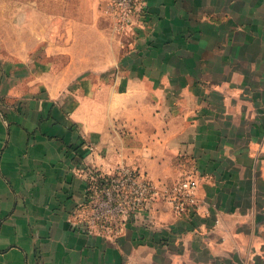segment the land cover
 I'll return each instance as SVG.
<instances>
[{
  "label": "crops",
  "instance_id": "crops-1",
  "mask_svg": "<svg viewBox=\"0 0 264 264\" xmlns=\"http://www.w3.org/2000/svg\"><path fill=\"white\" fill-rule=\"evenodd\" d=\"M71 2L42 62L0 63V264H264V0H144L123 31ZM120 166L195 175L196 206L82 232L91 169Z\"/></svg>",
  "mask_w": 264,
  "mask_h": 264
},
{
  "label": "built area",
  "instance_id": "built-area-1",
  "mask_svg": "<svg viewBox=\"0 0 264 264\" xmlns=\"http://www.w3.org/2000/svg\"><path fill=\"white\" fill-rule=\"evenodd\" d=\"M144 0H108L106 11L113 18L118 30L129 29L135 17L144 11ZM198 179L190 175L173 187L157 185L140 169L120 166L115 172L107 173L92 168L85 203L80 208L77 222L82 232L116 238L126 221L157 200L172 205L182 212L193 197Z\"/></svg>",
  "mask_w": 264,
  "mask_h": 264
},
{
  "label": "rangeland",
  "instance_id": "rangeland-1",
  "mask_svg": "<svg viewBox=\"0 0 264 264\" xmlns=\"http://www.w3.org/2000/svg\"><path fill=\"white\" fill-rule=\"evenodd\" d=\"M62 1L63 4L57 6L55 0H0V63L22 60L27 56H29L28 61L42 62V28L54 31L55 15L63 22L58 23L62 27L72 13H84L86 8L91 9V6L86 7V4L85 6L74 5L72 0ZM87 1H92L95 15H98L105 22L104 25L109 27L111 22L109 23L108 16L110 15L106 11L108 0ZM197 189L182 212L178 213L172 207L176 215L182 216L196 206L197 202L192 200Z\"/></svg>",
  "mask_w": 264,
  "mask_h": 264
}]
</instances>
